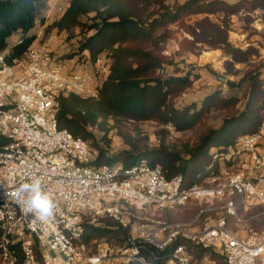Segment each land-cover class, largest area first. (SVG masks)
Returning a JSON list of instances; mask_svg holds the SVG:
<instances>
[{
    "label": "built area",
    "instance_id": "1",
    "mask_svg": "<svg viewBox=\"0 0 264 264\" xmlns=\"http://www.w3.org/2000/svg\"><path fill=\"white\" fill-rule=\"evenodd\" d=\"M10 54L0 53V136L9 139L0 146V264H151L142 256L145 245L172 247L165 264H212L209 253L226 264H264V227L240 232L220 219L196 229L155 216L210 198L225 199L234 215L233 195L246 208L264 207V119L258 132L210 150L218 168L203 184L185 186L181 175L167 179L145 158L131 166L97 165L98 150L60 128V96L98 98L111 60L91 61L83 52V66H68L33 46L11 61ZM34 178L56 202L48 223L26 213L14 195ZM102 218L128 230L124 244L84 241L86 224ZM194 248L205 252L197 256Z\"/></svg>",
    "mask_w": 264,
    "mask_h": 264
},
{
    "label": "trees",
    "instance_id": "2",
    "mask_svg": "<svg viewBox=\"0 0 264 264\" xmlns=\"http://www.w3.org/2000/svg\"><path fill=\"white\" fill-rule=\"evenodd\" d=\"M45 1L0 0V53L9 49V61L24 56L35 42L37 35L31 31L37 22L38 7ZM258 2L187 0L176 9L158 3L159 8L139 13L130 0H70L62 16L54 23V28L64 31L80 27L85 37L78 51L88 52L91 61L106 53L111 62L98 98H84L73 93L60 96V128L67 129L98 150L97 165L121 163L131 166L145 158L151 165H160L167 179L181 175L185 186L203 184L204 179L218 168V163H212L210 150L227 148L240 136L258 132L262 124L264 88L260 83V68L245 70L236 85L233 81H227L229 85L241 89L240 97H227L219 87L205 94L200 103L192 102L178 107L173 99L191 86L192 70L183 75L165 74V66L172 62L161 53L159 43L169 32L168 27L178 24L189 13L252 12ZM202 21L206 22L208 28V46L220 49L224 55L231 57L225 64L233 66L237 62H247L253 49L242 50L230 43L227 23L221 27L208 18ZM190 31L195 33V30ZM17 32H21L19 41L10 45V37ZM198 77V74L194 75L195 79ZM240 101L242 110L224 119L218 128L209 129L198 143L166 144L171 128L176 132L191 130L211 112L233 109ZM125 121H154L162 125L163 128L158 131L161 135L160 148L139 153L130 150L110 153L100 142L104 141L111 129L120 130ZM96 132H103L100 140ZM119 133L122 134V131ZM123 137L125 142L133 144L131 139ZM8 142V138L0 136V146ZM234 199L236 204H240L239 195H234ZM120 234L125 236L128 230L110 218H102L100 225L86 224L84 241L90 243L95 239H118ZM171 250L172 247L159 250L145 245L142 256L151 264H165ZM193 252L202 256L205 251L194 248ZM19 257L22 259L20 251ZM209 258L216 260V264H226L221 255L209 253ZM129 264L142 263L132 261Z\"/></svg>",
    "mask_w": 264,
    "mask_h": 264
},
{
    "label": "rangeland",
    "instance_id": "3",
    "mask_svg": "<svg viewBox=\"0 0 264 264\" xmlns=\"http://www.w3.org/2000/svg\"><path fill=\"white\" fill-rule=\"evenodd\" d=\"M69 1L46 0L43 2L38 7L37 22L31 32L39 35L36 40L40 47L37 48H47L68 66L80 67L84 64L83 59H86L85 55L78 51L85 34L81 32L80 27L64 31H58L54 28V23L62 16L60 14ZM186 1L130 0V4L135 8L136 12L146 13L154 8H159L158 3L167 4L170 9H176ZM227 1L233 3L238 0ZM205 18L221 27L224 23H227L228 41L235 47L242 50L253 49L247 58V62H237L233 66L225 64V61L231 59V57L224 55L220 49H212L206 43L209 37L206 35V30H208L206 22L202 21ZM190 30H195V33ZM168 31L165 39L159 43L161 53L172 62L165 66L164 73L183 75L192 70L193 74L191 76V86L173 99L176 106L183 107L192 102L200 103L205 94L219 87L227 97H240L242 95L241 89L237 86L229 85L227 81H233L236 85L243 77L245 70L250 68H260V83L264 88V0H259L257 7L252 12L239 11L233 14H229L226 11H219L214 14L192 12L183 16L178 24L170 25ZM20 37L21 32L12 35L9 39V44H12ZM49 41H52V45L44 46V43ZM101 56L106 64L111 60L106 53ZM196 74L199 75L197 79L194 78ZM241 110L242 102L240 101L233 109L211 112L191 130L176 132L171 128L166 144L187 142L190 145H194L199 142L200 137L209 129L218 128L224 119L237 114ZM110 122L113 123V121ZM161 128L163 126L154 121H125L120 130L119 128L111 129L107 137L104 138L105 142L101 140L100 144L107 147L110 153L119 150H130L133 153L153 151L160 148L161 135L158 131ZM120 131H122V134L119 133ZM96 135L100 140L103 132H96ZM123 136L131 139L133 144L125 142ZM232 198L236 205L234 215L228 214L225 199L210 198L201 202L189 203L183 207L157 211L155 216L158 218L160 215V218L165 221L169 219L185 223L196 229L220 219H224L231 228L240 232H246L250 228L264 227V207L246 208L241 198L240 204H236L234 195ZM196 209H199L198 212ZM126 238L127 235L120 234L118 239H99L98 244L102 243L110 247H118L124 244ZM211 262L216 264V260L211 259Z\"/></svg>",
    "mask_w": 264,
    "mask_h": 264
},
{
    "label": "clouds",
    "instance_id": "4",
    "mask_svg": "<svg viewBox=\"0 0 264 264\" xmlns=\"http://www.w3.org/2000/svg\"><path fill=\"white\" fill-rule=\"evenodd\" d=\"M14 195L23 203L25 212L34 215L42 223H48L54 218L56 202L39 178L20 184Z\"/></svg>",
    "mask_w": 264,
    "mask_h": 264
},
{
    "label": "crops",
    "instance_id": "5",
    "mask_svg": "<svg viewBox=\"0 0 264 264\" xmlns=\"http://www.w3.org/2000/svg\"><path fill=\"white\" fill-rule=\"evenodd\" d=\"M68 5H69V3L65 6V8H66ZM65 8L63 9V12L60 14V16L64 13ZM37 37H39V35H37ZM19 39H20V38H19ZM19 39H17V40H16L15 42H13L12 44L18 42ZM52 41H53V40H52ZM52 41L45 42V43H44V46H45V45H47V46L50 45V46H51V45H52ZM37 42H38V41L36 40L32 46H33V47H40L39 44H38ZM12 44H10V45H12ZM228 60H229V59H228Z\"/></svg>",
    "mask_w": 264,
    "mask_h": 264
}]
</instances>
